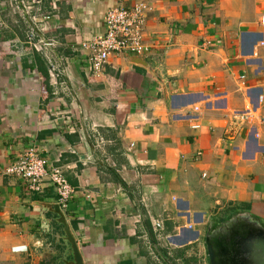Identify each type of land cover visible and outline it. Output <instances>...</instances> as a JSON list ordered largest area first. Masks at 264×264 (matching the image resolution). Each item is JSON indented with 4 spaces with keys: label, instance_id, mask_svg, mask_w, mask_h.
<instances>
[{
    "label": "crops",
    "instance_id": "1",
    "mask_svg": "<svg viewBox=\"0 0 264 264\" xmlns=\"http://www.w3.org/2000/svg\"><path fill=\"white\" fill-rule=\"evenodd\" d=\"M139 1L149 53L92 73L80 45ZM33 149L73 193L0 173V264H73L65 229L82 264H200L229 222L264 232V0H0V170Z\"/></svg>",
    "mask_w": 264,
    "mask_h": 264
},
{
    "label": "built area",
    "instance_id": "2",
    "mask_svg": "<svg viewBox=\"0 0 264 264\" xmlns=\"http://www.w3.org/2000/svg\"><path fill=\"white\" fill-rule=\"evenodd\" d=\"M150 10L149 4L142 1L128 8H111L104 14V32L80 45V51L86 55V63L92 73H101L111 57H141L149 53L150 46L144 39V27L146 14ZM42 43L43 47L52 46L51 43ZM0 173L20 179L30 192H39L42 181L48 180L55 189L57 205L63 211L73 193L60 169L48 166L46 159L35 149L21 154L13 164L1 169Z\"/></svg>",
    "mask_w": 264,
    "mask_h": 264
},
{
    "label": "water",
    "instance_id": "3",
    "mask_svg": "<svg viewBox=\"0 0 264 264\" xmlns=\"http://www.w3.org/2000/svg\"><path fill=\"white\" fill-rule=\"evenodd\" d=\"M73 264H82L78 250L65 229ZM205 247L209 264H264V232L256 225L236 227L232 222L219 230V242L208 234Z\"/></svg>",
    "mask_w": 264,
    "mask_h": 264
},
{
    "label": "rangeland",
    "instance_id": "4",
    "mask_svg": "<svg viewBox=\"0 0 264 264\" xmlns=\"http://www.w3.org/2000/svg\"><path fill=\"white\" fill-rule=\"evenodd\" d=\"M139 2H142V1H139ZM139 2H136V3H139ZM143 2H144V1H143ZM136 3H135V4H136ZM146 3H147V2H146ZM147 4H149V3H147ZM133 5H134V4H133ZM133 5H132V6H133ZM112 8H118V7H112ZM109 9H111V8H109ZM109 9H108V10H109ZM108 10H106V12H107ZM150 11H151V10H150ZM150 11H149V12H150ZM106 12H105V13H106ZM149 12H148V13H149ZM148 13L146 14V18H147ZM187 263H188V262H187ZM187 263L185 262V264H187ZM171 264H178V263H176V261H175V262L173 261V262H171ZM200 264H209L207 254H205V255L202 257V261H201Z\"/></svg>",
    "mask_w": 264,
    "mask_h": 264
}]
</instances>
